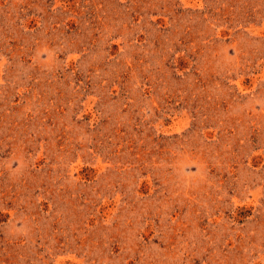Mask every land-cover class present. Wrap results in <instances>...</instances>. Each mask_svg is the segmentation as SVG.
<instances>
[{
  "label": "rangeland",
  "instance_id": "rangeland-1",
  "mask_svg": "<svg viewBox=\"0 0 264 264\" xmlns=\"http://www.w3.org/2000/svg\"><path fill=\"white\" fill-rule=\"evenodd\" d=\"M0 264H264V0H0Z\"/></svg>",
  "mask_w": 264,
  "mask_h": 264
}]
</instances>
